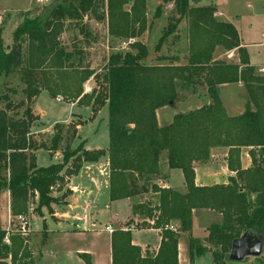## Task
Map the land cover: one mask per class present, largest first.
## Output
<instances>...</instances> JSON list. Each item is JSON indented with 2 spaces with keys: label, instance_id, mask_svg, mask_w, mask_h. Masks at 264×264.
Returning a JSON list of instances; mask_svg holds the SVG:
<instances>
[{
  "label": "trees",
  "instance_id": "16d2710c",
  "mask_svg": "<svg viewBox=\"0 0 264 264\" xmlns=\"http://www.w3.org/2000/svg\"><path fill=\"white\" fill-rule=\"evenodd\" d=\"M163 3L173 4L174 16L169 19L155 53L185 20V64L161 57L156 61L167 64H147L149 50L140 41L153 25L147 18V0H55L39 16L24 19L8 49L0 28V80L17 79L24 87L18 103L8 95L1 96L4 106L0 107V197L10 193L13 218H27L31 205L38 199L34 212L39 215L41 209H50L55 203L52 195L64 183L63 175L76 176L84 163L98 162L107 154L111 202L147 195L157 197L156 202L152 198L132 206V218H139L140 224L133 228L130 223L126 230L113 233L112 264H179L180 235H191L196 211H210L221 217L220 222L207 229V242L214 249L213 264H242L229 260L233 241L247 231L264 239V74L250 64L237 29L216 18L215 6L192 7L190 0ZM162 7L156 9L155 19L161 16ZM86 17L106 20L112 40L132 42L130 52L110 56L100 75L82 67L81 52L70 51L61 43L69 23L81 26L80 32L89 36L83 28ZM218 48L237 51L239 63L216 60ZM90 79H95L99 86L86 93L84 85ZM235 84L243 85L249 104L243 114L231 116L219 88ZM197 87L206 88L210 102L160 126L157 111L173 107L180 88ZM44 91L52 99L62 98L67 104L89 107L93 117L107 107L108 149L78 148L72 152L67 146L63 151L64 164L38 167L37 153H55L63 140L59 124L54 127L60 131L50 148L32 137V128L39 121L33 107ZM10 93L17 95L18 91L10 88ZM84 125L70 123L67 128L74 126L75 139L77 127ZM214 149L228 151L226 163L232 176L227 184L197 186L195 165L207 164ZM244 150L251 161L247 169L241 163ZM71 156L76 159L62 175ZM163 161L170 170L182 172L184 193L157 184ZM133 229L160 232L161 244L155 255H144L141 248L133 245ZM209 251L200 240L191 237L189 263L194 264L196 258ZM0 264H36L30 234H22L20 224L9 231L0 225Z\"/></svg>",
  "mask_w": 264,
  "mask_h": 264
},
{
  "label": "crops",
  "instance_id": "0c3cea01",
  "mask_svg": "<svg viewBox=\"0 0 264 264\" xmlns=\"http://www.w3.org/2000/svg\"><path fill=\"white\" fill-rule=\"evenodd\" d=\"M45 1L49 0H37L38 3H44ZM222 2L223 3L219 6L220 0H196L195 3L190 2V5L192 7H204L209 5L215 6L217 10L215 15L216 18L232 24L237 29L241 44L248 51L250 64L256 67L260 73H264V0H222ZM162 3L163 0L157 8L162 5ZM161 17L162 15L156 20H152L151 23H153V25L148 32H151L152 30L154 31L156 22ZM147 18L148 20L150 19L149 14H147ZM20 24V22H17L16 28ZM0 28L4 29L3 26H0ZM171 44L172 48L178 46V50H180L181 53L179 54V52L175 51V56L169 58H175L176 64L178 65L185 64L188 58V30L185 20L179 24L177 32L171 37ZM157 57L161 56L158 55L156 58ZM214 58L216 60H223L235 64L239 63V55L237 51L226 52L222 48H218L215 51ZM235 85L243 87L242 84ZM86 93H89V90H87ZM55 100L58 101V99ZM68 106H70L71 109H85L84 111H79L80 114L73 115L88 116L89 114H92L89 107L79 106L77 103H70ZM159 111H161V109L157 111V116ZM228 114L230 113L228 112ZM241 114L243 113L236 114V116ZM35 115L38 116L37 113ZM173 118L174 117H172V120ZM172 120L167 121L166 124H170ZM99 121L100 120L98 118L96 120L89 121L84 126L77 127L78 134L76 139L84 143L86 151H106L109 147L104 145L89 147L88 143L90 139L86 137L83 138L84 136H82L83 131L85 132V129L89 128L87 127L89 123L92 124ZM66 123H72V119ZM57 124L60 125V123ZM164 125L165 124H160V126ZM34 129L36 134H44L48 133L52 128L45 129L41 123L40 126L37 123ZM40 153L43 154L47 152L41 150L37 153V165L38 167L46 168L42 167L39 163ZM48 154L51 156V163L49 162L47 167L62 163V151L59 150L55 153ZM221 154L222 156H220V160L224 166H221L219 169L216 167H206L208 166L207 164H202L204 168L196 166L197 164L195 165L197 186L210 187L213 185L227 184L229 177L232 176V173L228 170L226 163L228 151L226 149H214L212 150L210 160L215 157V155L218 157V155ZM241 163L244 169L250 167L251 161L247 151H243ZM178 171L179 170H170L166 161H163L161 164V176L158 178L157 184L161 188H170L184 193L186 191L184 177L182 172L180 171L181 173L178 174ZM109 176L110 168L107 154L104 155L98 162L84 163L80 172L76 176L67 179V190L70 191V195L66 199V204L64 206L51 207L50 209L44 208L41 215L36 216L35 214H32L30 216V247L36 264H88L87 261L90 262L89 264H112V235L117 230H126L124 228L119 229L116 227L118 222H122L120 221L117 212L114 213L118 210L119 206L117 205L125 203L124 205H126L125 207L127 209L125 218L126 220H129L132 218V206L142 203V201L140 200V197H136L128 200L111 202L109 196ZM176 180L179 182L178 188L173 187ZM3 194H5L7 202L8 223L6 227L1 224L0 225L2 229L9 231V227L11 225V197L9 192H5ZM154 199L157 200L156 198ZM197 213H201V215H208L212 212H194L191 235L188 233H182L180 235L178 245L179 264H190L189 241L191 237L198 240L208 237V233L203 232L210 225L208 220H205V222H203L204 224L201 225L203 228L200 230L203 231H196V225L198 223L195 218ZM107 214L108 217L104 219ZM136 219H138L140 223L142 222L139 218ZM34 220H38V222L41 223V226L36 225V229H34ZM107 228H110L112 231H108ZM44 236L46 238L45 241L43 240ZM132 239L133 245L141 248L144 255L147 253L149 255H155L161 244L160 232L154 229H133ZM34 242L35 248L33 247ZM205 258L210 259L213 262L211 254L207 253L202 257L196 258L194 264H197L199 260H204Z\"/></svg>",
  "mask_w": 264,
  "mask_h": 264
},
{
  "label": "rangeland",
  "instance_id": "374dc122",
  "mask_svg": "<svg viewBox=\"0 0 264 264\" xmlns=\"http://www.w3.org/2000/svg\"><path fill=\"white\" fill-rule=\"evenodd\" d=\"M161 1L162 0H147V14H149L150 16V19L148 20L149 23H151L152 20H156L154 18L155 11L157 6L161 3ZM195 1L196 0H190L191 3H195ZM53 2L54 1L52 0L45 1L44 3H38L37 0H0V15H1L0 26L4 27L2 31V39L4 41V47L8 49L13 45V35L16 30L17 22L22 23L24 21L23 18L33 19L39 16L42 10L45 7L52 4ZM222 3H223L222 0H220L219 6ZM160 6H163L162 7L163 14H161L162 17L156 22L154 31L153 30L151 32L147 31L140 39V41L143 44H145L149 50V58L147 59L148 65L167 64V62L165 61L158 63L156 61V56L158 55L161 56L162 58H169L175 56L174 55L175 51L179 52V54L181 53V51L178 50L179 48L178 46L172 48L171 38L158 52V54L155 53L156 46L163 34L164 29L168 25L169 19L174 16V12H173L174 8L172 3H167L165 5L164 3H162V5ZM83 22H84L83 28L85 29V32L89 34V36L86 37L84 34H82L80 32L81 26H78L75 23H69L67 25L65 32L61 36V43L63 46L68 48L70 51L75 50L74 52L76 53L77 52L82 53V59H83L82 67L94 70L97 74L100 75L105 71V68L108 63V59L113 53L131 51L129 42L120 43L110 38L108 34V27L106 20L99 22L94 17H86ZM124 44H127V46H125ZM98 86L99 85L96 83L95 79H90L84 85V92L89 90V93H91V91L95 87L97 88ZM10 88L17 89L18 94L17 95L11 94ZM23 88L24 87L19 83L17 79H12V78L1 79L0 107L4 106V102L1 101L2 95H8L12 98L13 101H15V103H18L22 98L21 91ZM219 90H220L221 98L223 99V102L225 104V108L228 110V112L231 115L236 116V114L244 113L246 111L249 103H248V95L244 87L241 86L239 87V85H231L227 87H222ZM178 93H179V98L173 107H166L161 109V111H159L157 116L159 124L167 125L166 124L167 121H171L172 117H175L176 115L179 114H186L189 112H193L207 105L210 102L207 95V90L206 88L203 87H197L195 89L180 88ZM33 108L35 110V114L37 113L38 116L40 115L41 117V119L40 117H38L39 126L41 123V125L45 129L52 128L48 133H44V134H36L34 129L35 126L32 128L31 131L32 137L35 138V140L38 143H43L48 148H50L53 137L56 134H58L60 131V130H56L54 128L55 127L54 125L60 123L59 126H62L61 134L63 136V140L60 144V151L63 152L67 146H70V150L72 152H74L78 148L83 150V148L85 149V146L81 147L82 142L76 138L74 139V135H75L73 131L74 126L67 128L70 123L68 124L66 122L72 119V123H74V125L87 124L89 121H93L99 118L100 120L99 122L97 123L94 122L92 123L93 125L90 123L87 125V127L89 128H86L85 132L83 131L82 136H84L83 138L86 137L90 139L88 143L89 147L90 146L94 147L95 145L109 146V127H108L109 112L107 107L102 109V111L99 114H97L95 117H93L92 114H89L88 116L73 115V114H80L79 111H84L85 109L82 108L71 109L70 106H68V104L65 103L64 101L60 103L55 99H52L49 96V94L46 91H44L39 96L38 101L36 102ZM22 112L23 109L20 111V113ZM220 156H222V154L218 155V157L215 155V157H213L210 160V162L207 163L208 166L206 167L209 168L216 167L217 169H219L221 166H224L222 164V161L220 160ZM50 158L51 156L48 154V152L43 154L40 153L39 163L42 165V167H47L49 165ZM75 159L76 157H72V156L70 157L68 163L65 165V168L62 171V175L67 171L69 167L72 166ZM60 164L61 165L64 164V160ZM196 166L200 168H204L202 164H197ZM180 173L181 172L178 171V174ZM2 175H4V173ZM63 177H64V183L60 184L54 190L52 196L56 198V201L54 204L51 205V207H56V206L62 207L66 204V199L68 198L66 195L69 194L67 190L68 178H65L64 175ZM173 185H174L173 187L178 188L179 187L178 180H176V182H174ZM152 198L153 201L156 202L154 198L157 197L154 195H147L145 197H141L140 200L143 202ZM37 202L38 199L35 200V204L31 205L30 213L26 218L28 228L30 223L29 222L30 216L32 214L38 216V214L34 212V210L37 208ZM124 204L125 203H120L119 205H117L119 206L118 210L114 212V213L117 212L120 221H122V222H118L116 224V227L119 229L121 228L125 229L127 228V225L131 223L132 227L135 228L138 224H140V222L136 218L126 220L125 215L127 209L125 207L126 205ZM43 209H41V213ZM107 217L108 214L104 219H106ZM195 220L198 223L196 225L197 226L196 231L200 232L203 231L200 229L203 228L201 227V225L204 224L203 222H205V220H208L210 222V225H212L220 222L221 217H219L215 213H210L208 215H201V213H197ZM11 222L13 223L12 229H15V227L17 228V224L20 223L17 218H13L12 215H10V223ZM33 222H34L33 223L34 229H36V225L41 226V223H39L38 220H34ZM7 223H8L7 202H6L5 194H3L0 197V224L6 227ZM210 225L208 226V228L210 227ZM12 229L10 225L9 230ZM207 229L203 232H207ZM28 232L30 234V231ZM199 240L201 241L203 246H206L210 250L208 253L211 254L212 256V251H214V249L208 244L207 237H204L203 239H199ZM33 247L35 248V242ZM197 264H213V262L212 260L205 258L204 260H199ZM242 264H264V248L261 257H259L258 259L248 257L242 262Z\"/></svg>",
  "mask_w": 264,
  "mask_h": 264
},
{
  "label": "water",
  "instance_id": "95a60500",
  "mask_svg": "<svg viewBox=\"0 0 264 264\" xmlns=\"http://www.w3.org/2000/svg\"><path fill=\"white\" fill-rule=\"evenodd\" d=\"M264 239L252 231L245 232L232 243L229 260L242 263L246 258H259L263 254Z\"/></svg>",
  "mask_w": 264,
  "mask_h": 264
},
{
  "label": "built area",
  "instance_id": "2783aa9c",
  "mask_svg": "<svg viewBox=\"0 0 264 264\" xmlns=\"http://www.w3.org/2000/svg\"><path fill=\"white\" fill-rule=\"evenodd\" d=\"M129 43H132V42H129ZM125 46H127V44H124ZM58 101L59 102H62L63 101V99L62 98H58ZM17 219H18V221L20 222L19 224H20V232L22 233V234H24V235H28L29 234V228H28V224H27V222H26V217H24V216H19V217H17ZM107 230L108 231H112V230H110V228H107ZM6 242L8 243L9 241H8V238L6 239Z\"/></svg>",
  "mask_w": 264,
  "mask_h": 264
}]
</instances>
